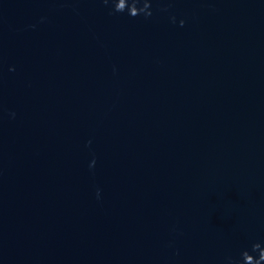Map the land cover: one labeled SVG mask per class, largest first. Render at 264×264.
Wrapping results in <instances>:
<instances>
[{
    "label": "water",
    "instance_id": "95a60500",
    "mask_svg": "<svg viewBox=\"0 0 264 264\" xmlns=\"http://www.w3.org/2000/svg\"><path fill=\"white\" fill-rule=\"evenodd\" d=\"M117 3L0 0V264L258 260L264 0Z\"/></svg>",
    "mask_w": 264,
    "mask_h": 264
},
{
    "label": "clouds",
    "instance_id": "9594fccd",
    "mask_svg": "<svg viewBox=\"0 0 264 264\" xmlns=\"http://www.w3.org/2000/svg\"><path fill=\"white\" fill-rule=\"evenodd\" d=\"M121 5H122V0H118V3L116 4V10L117 11H123L126 8H129V0H126V3L123 2V6H121ZM145 6H147V5H145ZM133 9L136 10L135 13H133ZM143 10L144 9H140L136 6V0H132L131 6H130V13L132 15H137L139 12H141ZM254 248L259 249L260 245L256 244V245H254ZM243 257H244L245 264H260L261 261H264V250H261L258 260L247 251H245L243 253ZM249 257H251L252 259H249Z\"/></svg>",
    "mask_w": 264,
    "mask_h": 264
}]
</instances>
